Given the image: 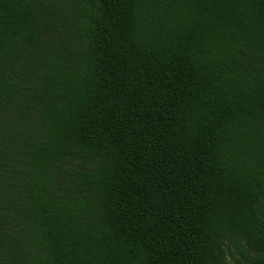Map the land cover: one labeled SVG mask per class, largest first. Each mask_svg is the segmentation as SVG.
Instances as JSON below:
<instances>
[{"label": "trees", "instance_id": "1", "mask_svg": "<svg viewBox=\"0 0 264 264\" xmlns=\"http://www.w3.org/2000/svg\"><path fill=\"white\" fill-rule=\"evenodd\" d=\"M0 264H264V0H0Z\"/></svg>", "mask_w": 264, "mask_h": 264}]
</instances>
